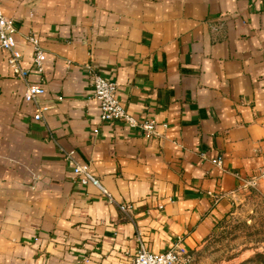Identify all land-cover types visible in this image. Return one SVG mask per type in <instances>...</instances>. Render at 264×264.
<instances>
[{
	"label": "crops",
	"instance_id": "obj_1",
	"mask_svg": "<svg viewBox=\"0 0 264 264\" xmlns=\"http://www.w3.org/2000/svg\"><path fill=\"white\" fill-rule=\"evenodd\" d=\"M2 10L50 107L33 118L1 51L0 264H132L137 231L151 252L181 238L193 255L264 167V0H2ZM86 64L158 134L104 122ZM61 148L116 203L79 183Z\"/></svg>",
	"mask_w": 264,
	"mask_h": 264
},
{
	"label": "built area",
	"instance_id": "obj_2",
	"mask_svg": "<svg viewBox=\"0 0 264 264\" xmlns=\"http://www.w3.org/2000/svg\"><path fill=\"white\" fill-rule=\"evenodd\" d=\"M16 27L13 20L4 15L2 10V0H0V52L6 54V61L16 77L24 82L23 97L27 102L32 103L35 112V120L44 119V111L50 106L42 102V95L45 91L41 82L33 81L29 77V70L22 66V53L16 46L15 41ZM26 41L32 47L31 63L37 73L43 71V48L40 40L34 34H29ZM85 68L90 77L92 99L99 103L101 119L106 123L120 121L130 127H136L148 135H157V124L153 120H138L127 111L122 103L116 97V83L107 79L95 70L93 65L86 64ZM165 127V124H163ZM64 159L71 163V172L77 181L82 185L91 184L96 187L109 203H116L112 194L102 185L100 180L92 174L89 164L79 162L73 150H64L61 148ZM260 182L264 183V167L258 174L251 176L243 181V187L257 186ZM119 210L128 219H132V205L127 203H118ZM136 253L132 264H186L191 261L192 254L182 244V239L177 238L172 244L162 252H151L146 240L140 231L136 232Z\"/></svg>",
	"mask_w": 264,
	"mask_h": 264
},
{
	"label": "rangeland",
	"instance_id": "obj_3",
	"mask_svg": "<svg viewBox=\"0 0 264 264\" xmlns=\"http://www.w3.org/2000/svg\"><path fill=\"white\" fill-rule=\"evenodd\" d=\"M257 252L264 253L263 182L236 193L230 210L186 264H242Z\"/></svg>",
	"mask_w": 264,
	"mask_h": 264
},
{
	"label": "trees",
	"instance_id": "obj_4",
	"mask_svg": "<svg viewBox=\"0 0 264 264\" xmlns=\"http://www.w3.org/2000/svg\"><path fill=\"white\" fill-rule=\"evenodd\" d=\"M245 261H256V262H259L260 264H264V253L257 252V253L254 254V256H252L251 258L246 259Z\"/></svg>",
	"mask_w": 264,
	"mask_h": 264
}]
</instances>
